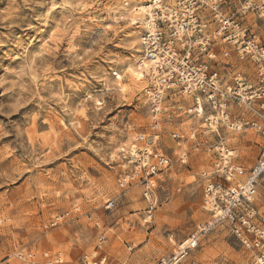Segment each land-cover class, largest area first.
Returning <instances> with one entry per match:
<instances>
[{"label":"rangeland","instance_id":"1","mask_svg":"<svg viewBox=\"0 0 264 264\" xmlns=\"http://www.w3.org/2000/svg\"><path fill=\"white\" fill-rule=\"evenodd\" d=\"M139 1L147 3L0 0V264H19L12 254L22 249L62 251L64 264H80L100 234L106 264H156L209 219L200 173L212 159L170 137L197 128L185 115L160 118L162 150L175 158L186 149L189 157L162 176L148 224L140 221V188L118 186V149L152 123L143 73L138 82L129 76L141 55L144 13L130 21ZM226 140L244 178L263 140L251 131ZM254 204L264 229V177ZM181 264L256 263L218 226Z\"/></svg>","mask_w":264,"mask_h":264},{"label":"built area","instance_id":"2","mask_svg":"<svg viewBox=\"0 0 264 264\" xmlns=\"http://www.w3.org/2000/svg\"><path fill=\"white\" fill-rule=\"evenodd\" d=\"M146 6L139 64L145 63L143 97L152 123L148 133L135 135L118 149V186L140 188L146 204L140 221L148 224L162 176L189 157L186 149L175 158L162 150L160 118L189 117L197 128L170 137L177 144L191 141L195 151L200 147L212 159L211 168L200 173L201 207L209 219L156 264H181L218 226H225L256 264H264V229L257 223L254 204L264 177V0H151ZM246 131L258 135L263 145L240 178L241 167L234 162L226 135ZM115 202L107 200L105 209ZM68 215L54 217L49 226ZM104 243L100 234L80 264H106ZM12 258L19 264L65 263L62 251L22 249Z\"/></svg>","mask_w":264,"mask_h":264},{"label":"bare ground","instance_id":"3","mask_svg":"<svg viewBox=\"0 0 264 264\" xmlns=\"http://www.w3.org/2000/svg\"><path fill=\"white\" fill-rule=\"evenodd\" d=\"M151 1V0H147ZM137 2V1H136ZM134 2L133 7H132V12H130V21H133L134 18H137L138 20H142V14L144 13V17H145V13L148 10V7L146 5H142L141 1H139L138 3ZM141 4V5H139ZM125 12H128L127 10H125ZM133 15V17H132ZM136 19V20H137ZM144 23V18L143 20L140 22L141 24V29ZM143 32V31H142ZM142 38V37H141ZM139 61L137 62V64L133 67V70L130 71V77H132V79L134 80V82H138L141 78H142V73H143V67L142 65H144L145 63L142 62L141 64H139Z\"/></svg>","mask_w":264,"mask_h":264},{"label":"snow or ice","instance_id":"4","mask_svg":"<svg viewBox=\"0 0 264 264\" xmlns=\"http://www.w3.org/2000/svg\"><path fill=\"white\" fill-rule=\"evenodd\" d=\"M133 23H135V21H133Z\"/></svg>","mask_w":264,"mask_h":264}]
</instances>
